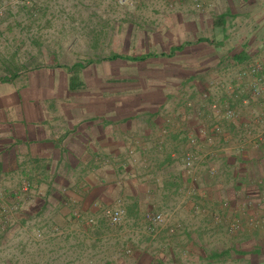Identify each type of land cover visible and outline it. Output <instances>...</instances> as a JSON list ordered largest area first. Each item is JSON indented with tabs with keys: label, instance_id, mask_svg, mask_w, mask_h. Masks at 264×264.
Wrapping results in <instances>:
<instances>
[{
	"label": "crops",
	"instance_id": "1",
	"mask_svg": "<svg viewBox=\"0 0 264 264\" xmlns=\"http://www.w3.org/2000/svg\"><path fill=\"white\" fill-rule=\"evenodd\" d=\"M201 1L204 7L197 10L195 0H175L174 6L168 0H153L142 18L162 21L172 12L179 18L182 40L166 52L164 31L160 33L163 41L154 46L129 48L132 53L152 55L134 62L152 63L162 57L168 61L177 54L179 68L220 69L222 73L264 49V0ZM222 16L224 25H219ZM178 46L183 49L170 56ZM112 53L120 54L119 48ZM16 56L20 54L0 61V65L5 63L2 70L6 68L0 75V179L15 175L21 182L32 183L33 213L42 217L44 229L64 233L68 249H86L95 239L84 240L89 233L77 222V215L93 217L121 200L134 215H168L166 226L161 227V245L171 253L163 254L159 263L167 259L165 264H264V226L251 227L248 215L252 210L244 208L264 171V147L242 157L219 152L215 163L220 175L195 184L180 160L189 149L186 134L196 123L179 114V105L176 111L122 112L118 95L79 93L89 85L82 73L91 64L114 65L126 59L72 65L55 61L56 66L40 68L35 67L38 58L32 57L28 61L31 70L24 72L20 71L24 62ZM12 60L16 66H9ZM77 64L83 67L74 74ZM131 79L135 81V77L124 81L119 73L100 78L102 84L106 80L118 86ZM72 81L80 88L71 90ZM193 88L189 92L196 98ZM213 122L206 120L209 125ZM204 145L202 151H208ZM27 195L21 193L22 198ZM226 200L229 206H224ZM234 219H240L243 228L231 233L228 226ZM79 231L85 233L81 239L76 237ZM52 235H47L42 246L50 249L57 244ZM175 247L185 257H175ZM54 257L47 259L40 253L34 261L50 264Z\"/></svg>",
	"mask_w": 264,
	"mask_h": 264
},
{
	"label": "rangeland",
	"instance_id": "2",
	"mask_svg": "<svg viewBox=\"0 0 264 264\" xmlns=\"http://www.w3.org/2000/svg\"><path fill=\"white\" fill-rule=\"evenodd\" d=\"M133 1L134 5L121 4L119 0H0V61L2 57L19 53L20 57H16L24 62L20 71L27 72L32 68L28 63L32 57L38 58L35 67L47 68L56 66L55 61L64 65L76 61L106 62L116 48L120 54L137 56L139 54L129 52L130 47L154 46L163 41L160 33L164 31L168 35L166 52L181 42L182 29L177 27L180 21L172 12L166 13L167 18L162 21L149 22L142 17L153 0ZM168 1L174 6L175 0ZM170 5L168 7L172 8ZM100 34L103 39H97ZM222 45L216 44V47ZM162 58L152 63L120 60L114 65L91 64L82 73L89 85L79 93L118 95L122 112L176 111L183 92L190 94L189 90L195 86L198 94L208 80L234 74L231 65L222 73L220 69L185 70L177 65V54L168 61ZM11 62L9 66L17 65ZM4 66L5 63L0 65V75L6 71V68L2 70ZM113 73L115 76L119 73L124 81L132 77L135 81L131 79L129 84L122 82L120 86L109 85L106 80L101 83V77L108 78ZM237 103L241 105L240 101ZM200 109L203 115L205 113V123L220 120L209 106ZM31 189L32 183L21 182L15 175L0 179V264H42L34 261L40 253L47 259L56 256L50 264H162L159 263L162 255L171 253H166L161 245L164 233L161 226H158L160 233L157 230L159 234L152 238L145 214L134 215L128 212L126 205L127 215L118 225L111 224L102 210L93 217L77 215V222L85 225V233H89L84 240L90 237L91 241L95 240L86 241L90 245L86 249H68L63 242L64 233L57 235V231L44 229L46 224L42 217L34 216ZM22 192H29V197L22 198ZM90 218L94 219L93 223L89 222ZM85 233L79 231L76 237L81 239ZM52 234L57 244L50 249L42 246L47 235L52 237ZM173 254L185 257L177 247ZM162 261L165 264L167 259ZM47 262L44 264H49Z\"/></svg>",
	"mask_w": 264,
	"mask_h": 264
},
{
	"label": "built area",
	"instance_id": "3",
	"mask_svg": "<svg viewBox=\"0 0 264 264\" xmlns=\"http://www.w3.org/2000/svg\"><path fill=\"white\" fill-rule=\"evenodd\" d=\"M121 4L134 5L133 0H119ZM20 3V1H19ZM204 3L195 0V8L202 10ZM2 9L0 8V15ZM234 74L228 73L225 77L212 78L206 82L204 89L199 91L196 98L183 92L179 101V114L186 119H192L196 123L186 134L189 149L181 155V163L189 180L198 183L206 179H214L221 173L216 165L218 153L230 151V153L247 156L250 151H259L264 147V49L251 56L244 63L231 65ZM237 101L241 102L238 105ZM209 106L218 119L224 121L206 124L200 107ZM229 125L235 126L230 128ZM181 132V137L183 138ZM209 146L208 151L202 148ZM255 193L249 195L244 203L248 212V223L253 228L264 226V171L254 185ZM193 186L191 191H196ZM224 206H229L226 200ZM104 217L113 225L120 224L127 215L125 204L118 200L115 206L102 208ZM168 215L164 212H147L145 220L149 223V229L153 237L158 234L155 227H165ZM94 222L93 218L89 219ZM243 224L240 219H234L229 223L231 233L240 231Z\"/></svg>",
	"mask_w": 264,
	"mask_h": 264
},
{
	"label": "trees",
	"instance_id": "4",
	"mask_svg": "<svg viewBox=\"0 0 264 264\" xmlns=\"http://www.w3.org/2000/svg\"><path fill=\"white\" fill-rule=\"evenodd\" d=\"M221 18V21H220V24L219 25H224V22H223V16L220 17ZM183 49L182 46H178L176 49H174L171 53H170V56H173L175 54V51L176 50H181ZM152 56L151 54H146V55H139V56H127V55H123V54H112L108 59L110 60H113V59H126V60H131V61H141V60H145L146 58ZM239 60V59H238ZM83 67L82 64H77L75 66H73L72 68V71L74 72V74H77V70L78 69H81ZM80 88L79 85L76 84V82L72 81L71 85H70V89L71 90H76Z\"/></svg>",
	"mask_w": 264,
	"mask_h": 264
}]
</instances>
